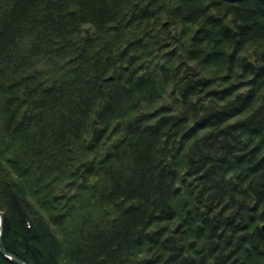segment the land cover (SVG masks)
I'll return each mask as SVG.
<instances>
[{"label": "trees", "instance_id": "trees-1", "mask_svg": "<svg viewBox=\"0 0 264 264\" xmlns=\"http://www.w3.org/2000/svg\"><path fill=\"white\" fill-rule=\"evenodd\" d=\"M0 211L27 264H264V0H0Z\"/></svg>", "mask_w": 264, "mask_h": 264}, {"label": "water", "instance_id": "water-1", "mask_svg": "<svg viewBox=\"0 0 264 264\" xmlns=\"http://www.w3.org/2000/svg\"><path fill=\"white\" fill-rule=\"evenodd\" d=\"M3 218H4V214H3L2 211H0V253H1V255H3V257H5L6 259L15 262L16 264H27L25 261H23L19 257L7 252L4 249L3 243H2ZM259 230H260V232L262 233V235L264 237V222L259 224Z\"/></svg>", "mask_w": 264, "mask_h": 264}, {"label": "rangeland", "instance_id": "rangeland-1", "mask_svg": "<svg viewBox=\"0 0 264 264\" xmlns=\"http://www.w3.org/2000/svg\"><path fill=\"white\" fill-rule=\"evenodd\" d=\"M168 101H169V100H168L166 97H164V99H163L162 102H168ZM71 233H72V232L70 231V232H69V236H70V237H71ZM69 236H68V237H69ZM70 237H69V238H70Z\"/></svg>", "mask_w": 264, "mask_h": 264}]
</instances>
